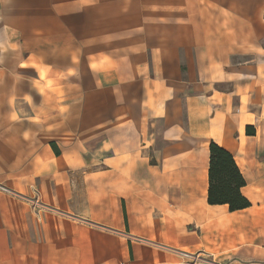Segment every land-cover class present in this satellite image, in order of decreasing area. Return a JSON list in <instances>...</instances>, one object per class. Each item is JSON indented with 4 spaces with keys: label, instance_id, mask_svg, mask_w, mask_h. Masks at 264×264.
Listing matches in <instances>:
<instances>
[{
    "label": "crops",
    "instance_id": "crops-1",
    "mask_svg": "<svg viewBox=\"0 0 264 264\" xmlns=\"http://www.w3.org/2000/svg\"><path fill=\"white\" fill-rule=\"evenodd\" d=\"M0 185V264H264V0H0Z\"/></svg>",
    "mask_w": 264,
    "mask_h": 264
},
{
    "label": "trees",
    "instance_id": "trees-1",
    "mask_svg": "<svg viewBox=\"0 0 264 264\" xmlns=\"http://www.w3.org/2000/svg\"><path fill=\"white\" fill-rule=\"evenodd\" d=\"M245 180L230 152L211 141L209 144L208 189L209 204H227L230 211L244 208L250 202L241 194Z\"/></svg>",
    "mask_w": 264,
    "mask_h": 264
},
{
    "label": "built area",
    "instance_id": "built-area-1",
    "mask_svg": "<svg viewBox=\"0 0 264 264\" xmlns=\"http://www.w3.org/2000/svg\"><path fill=\"white\" fill-rule=\"evenodd\" d=\"M0 190H2V191H4V192H8V193H13L12 190H10V189H8V188L2 186V185H0ZM31 200H32V204H33L34 206H36V205L39 204V202L37 201L36 197H35V198H32ZM181 254H182V256L187 257V258L190 257V256L192 255V254H190V253H188V252H184V251H182Z\"/></svg>",
    "mask_w": 264,
    "mask_h": 264
}]
</instances>
